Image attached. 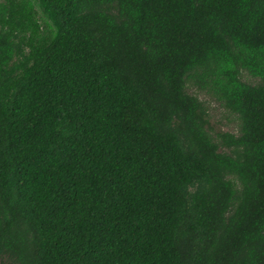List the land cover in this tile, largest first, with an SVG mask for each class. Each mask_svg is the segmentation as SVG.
<instances>
[{"label":"trees","instance_id":"obj_1","mask_svg":"<svg viewBox=\"0 0 264 264\" xmlns=\"http://www.w3.org/2000/svg\"><path fill=\"white\" fill-rule=\"evenodd\" d=\"M5 256L264 264V0H0Z\"/></svg>","mask_w":264,"mask_h":264},{"label":"rangeland","instance_id":"obj_2","mask_svg":"<svg viewBox=\"0 0 264 264\" xmlns=\"http://www.w3.org/2000/svg\"><path fill=\"white\" fill-rule=\"evenodd\" d=\"M243 80L246 83L256 85L259 79L254 78L249 73L244 72ZM189 93L198 97L205 103L209 114L210 133L213 137L221 133H231L239 135L241 128V121L239 116L228 111L212 94L206 90L197 88L194 84H189ZM3 264H19L13 257L5 256Z\"/></svg>","mask_w":264,"mask_h":264}]
</instances>
